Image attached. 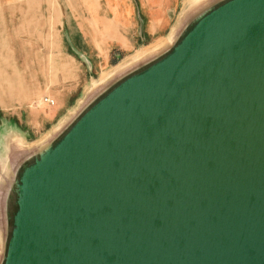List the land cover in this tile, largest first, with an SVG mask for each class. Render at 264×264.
<instances>
[{"label":"water","instance_id":"obj_1","mask_svg":"<svg viewBox=\"0 0 264 264\" xmlns=\"http://www.w3.org/2000/svg\"><path fill=\"white\" fill-rule=\"evenodd\" d=\"M203 23L23 167L4 264H264V0Z\"/></svg>","mask_w":264,"mask_h":264},{"label":"rangeland","instance_id":"obj_2","mask_svg":"<svg viewBox=\"0 0 264 264\" xmlns=\"http://www.w3.org/2000/svg\"><path fill=\"white\" fill-rule=\"evenodd\" d=\"M126 2L134 8L135 25L115 28L126 42L121 43L124 49L113 48L108 64L93 65L92 36L101 34H92V0H0V264L23 167L54 144L93 101L97 91L92 86L155 55L164 42L171 48L192 15L195 21L198 11L212 8L208 0L197 6L164 0L161 23L152 25L146 0ZM97 3L102 8L104 0ZM78 27L84 31L74 37ZM80 36L86 42L83 51L77 49ZM42 97L53 103H42Z\"/></svg>","mask_w":264,"mask_h":264},{"label":"bare ground","instance_id":"obj_3","mask_svg":"<svg viewBox=\"0 0 264 264\" xmlns=\"http://www.w3.org/2000/svg\"><path fill=\"white\" fill-rule=\"evenodd\" d=\"M187 1H188V6H197L205 0H187ZM208 1L212 4V8L208 10L198 11L199 13L198 12L197 13L199 14V16L196 18L195 21H191L193 19L192 18L193 15L191 16V18H189V24L183 33L184 39L188 37L189 30H192L196 23L201 24L202 22H204L206 24L215 17H217L224 10H227L228 8H234L235 6H238L247 0H227L225 2L224 1L215 2L211 0ZM204 23L202 24V26L204 25ZM184 41L178 46L175 45L172 48L168 46L167 42H164L162 43V45L164 44L163 45L164 47L163 48L161 47L162 49L159 52H157L155 55L150 56L149 58H147L142 62H137L131 66L125 67L124 69L119 71L106 84L104 83L105 85L103 84L100 86H94V87L92 86L91 90L95 89V91H97L96 92L97 95H95L93 101L90 102L87 108L79 116H77L73 121L68 123L62 129L58 143L66 140L70 135H72L76 131V129L80 126V124H82L89 116H91L94 112H96L102 106L107 104L112 98H114L117 94L122 92L125 88L138 81L146 79L150 75L159 71L172 59H174L175 56H177V54L183 50V46L186 45L184 44ZM56 145L53 146L51 149L49 148L46 149L41 154L40 159L32 166L26 167L25 171L20 175L19 178L20 198L15 202L16 205L15 212L12 216V222L14 224L10 232L11 236L8 240L9 242L8 250L9 247L11 246V243H14V237H15L14 234H17L15 232L18 228L19 217L23 206L22 200H23L24 188L27 186L29 179L32 178V176L38 171L39 167L43 164V162L46 161V158L50 155V152L53 151Z\"/></svg>","mask_w":264,"mask_h":264},{"label":"crops","instance_id":"obj_4","mask_svg":"<svg viewBox=\"0 0 264 264\" xmlns=\"http://www.w3.org/2000/svg\"><path fill=\"white\" fill-rule=\"evenodd\" d=\"M126 1L104 0L102 8H100L97 0H92V34H101L98 37L92 36V51H94L92 52L93 65L108 64L112 59L110 53L113 48L124 49L125 46L121 45V43H124V38L117 35L115 28L120 25L126 30H129L131 26L135 25L134 8L131 3L127 4ZM163 2L164 0H146L148 15L152 19V25L161 23L163 17ZM83 31L81 27H78L74 32V37L77 36V32H80L82 35ZM151 31H155V28H152ZM81 37V44L78 45L77 49L83 51L84 47L82 44L86 45V42ZM97 38L101 40L98 46H96ZM128 45H131V43H128Z\"/></svg>","mask_w":264,"mask_h":264},{"label":"built area","instance_id":"obj_5","mask_svg":"<svg viewBox=\"0 0 264 264\" xmlns=\"http://www.w3.org/2000/svg\"><path fill=\"white\" fill-rule=\"evenodd\" d=\"M41 102L46 103V104H50V105L53 103L52 100L47 98V97H42Z\"/></svg>","mask_w":264,"mask_h":264}]
</instances>
